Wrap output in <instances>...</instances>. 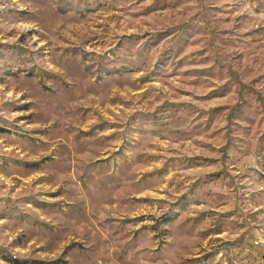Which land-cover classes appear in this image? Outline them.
Here are the masks:
<instances>
[{"label":"rangeland","instance_id":"obj_1","mask_svg":"<svg viewBox=\"0 0 264 264\" xmlns=\"http://www.w3.org/2000/svg\"><path fill=\"white\" fill-rule=\"evenodd\" d=\"M0 264H264V0H0Z\"/></svg>","mask_w":264,"mask_h":264}]
</instances>
